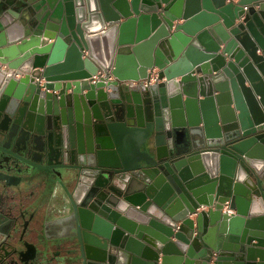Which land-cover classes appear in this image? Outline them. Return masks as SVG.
Returning <instances> with one entry per match:
<instances>
[{"label": "water", "instance_id": "1", "mask_svg": "<svg viewBox=\"0 0 264 264\" xmlns=\"http://www.w3.org/2000/svg\"><path fill=\"white\" fill-rule=\"evenodd\" d=\"M23 3L0 0V264H264V0Z\"/></svg>", "mask_w": 264, "mask_h": 264}, {"label": "crops", "instance_id": "2", "mask_svg": "<svg viewBox=\"0 0 264 264\" xmlns=\"http://www.w3.org/2000/svg\"><path fill=\"white\" fill-rule=\"evenodd\" d=\"M17 2V6L20 7V5L24 4L23 2L24 1H27V0H14ZM31 2L33 1H36V0H30ZM47 6H45L44 10L46 9ZM36 189V186L35 184H28L27 186H25L23 189H22V193L21 194H30L32 191H34ZM52 192V189H49L47 190L44 194L48 195V197L50 196ZM50 235L51 236H55L56 233L55 231H50ZM60 254V258H63L64 260L66 259V254L65 252H58Z\"/></svg>", "mask_w": 264, "mask_h": 264}, {"label": "built area", "instance_id": "3", "mask_svg": "<svg viewBox=\"0 0 264 264\" xmlns=\"http://www.w3.org/2000/svg\"><path fill=\"white\" fill-rule=\"evenodd\" d=\"M248 8H249V5H245V6H244V9L247 10Z\"/></svg>", "mask_w": 264, "mask_h": 264}]
</instances>
